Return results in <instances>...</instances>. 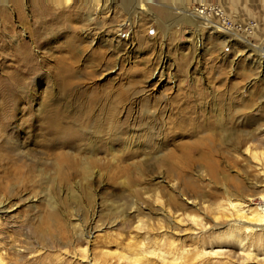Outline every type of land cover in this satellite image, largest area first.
I'll return each mask as SVG.
<instances>
[{"label":"rangeland","instance_id":"obj_1","mask_svg":"<svg viewBox=\"0 0 264 264\" xmlns=\"http://www.w3.org/2000/svg\"><path fill=\"white\" fill-rule=\"evenodd\" d=\"M62 1L0 0V264H264V0Z\"/></svg>","mask_w":264,"mask_h":264},{"label":"bare ground","instance_id":"obj_2","mask_svg":"<svg viewBox=\"0 0 264 264\" xmlns=\"http://www.w3.org/2000/svg\"><path fill=\"white\" fill-rule=\"evenodd\" d=\"M57 1V0H56ZM68 0H63L61 3H63L64 5L66 4ZM119 0H89L91 6L93 8H95V10H99L102 9V8H106L107 5H109L110 3H113V4H116ZM59 3V2H58ZM68 3V2H67ZM141 3V2H140ZM58 5V4H57ZM220 7V6H219ZM221 8V7H220ZM140 9H143V6L140 7ZM223 9V8H222ZM182 10V13L183 14H187L190 18V22L191 23H201V22H204L206 25L209 24L208 20H206V16H203L201 19H196L194 17V15L192 13H190V11L186 8V7H183ZM224 11V10H223ZM225 12V11H224ZM198 15V14H197ZM225 15L226 17H228L231 21L233 22H238V21H235L233 20L232 18H230L228 16V14H226L225 12ZM200 16V15H199ZM202 16V15H201ZM91 17V16H89ZM248 21V20H246ZM244 22V21H242ZM257 28V24L255 22V28L254 30H256ZM254 32V31H253ZM225 33V32H224ZM229 34V33H228ZM253 34V33H252ZM92 42V41H91ZM252 51H255V53H258V55H260L261 53V50L260 48L258 47H252L251 48ZM257 55V57H258ZM259 58V62L260 61H264L261 59V57H258ZM258 60V59H257ZM258 62V61H257ZM261 64V63H260ZM6 94L4 95V99H3V103H2V108L5 107V105L7 104V102H9L8 98L10 97V94H9V90L6 89ZM8 96V97H7ZM2 119V118H1ZM14 140V139H13ZM18 140V138H17ZM18 142L15 141L13 142L12 144L14 145V149H16L18 146L16 145ZM20 144V143H19ZM21 147V146H20ZM264 183V181H263ZM255 185V184H254ZM252 186H250V193H249V196H251V198H249L247 201H249L250 204L254 205L255 207L253 208H250L248 210H244L245 207H247L245 204H244V198H246V196L248 195H242L241 197L239 198H233V197H230L228 196L225 192V201H222L221 205L223 204L224 206H226V208L224 209L225 212H230L231 216L233 217V221L235 222H238L240 223V225H242V228L245 232L247 233H251V232H261L262 235L264 236V185L261 187V189H252ZM248 196V197H249ZM155 201L158 202L159 201V197L158 195H156L155 197ZM220 204V203H219ZM220 205V206H221ZM165 212H162V215L164 217H167L168 214L165 213ZM138 225L135 227V230L137 231H140L142 229V227L144 226V223L141 219H138ZM232 238L233 241H235L238 245L240 243H242L241 241H243L242 239L239 238L238 235L234 234V235H231L229 236V238ZM139 245L141 246V243H139ZM172 246V244H170ZM175 246V245H174ZM243 248V247H242ZM137 250V249H136ZM140 249H138L137 251H135V253L133 254V261L137 260L138 256L142 255L144 253V250L143 251H140ZM241 251L246 254V255H249V250L247 249H241ZM141 253V254H140ZM151 253V252H150ZM104 254V252H103ZM109 255V254H108ZM141 257V256H140ZM121 258V257H120ZM129 258V256H128ZM140 259V258H139ZM262 260L264 261V258H262ZM132 261V260H131ZM1 262V261H0ZM130 263V262H129ZM134 263V262H133Z\"/></svg>","mask_w":264,"mask_h":264},{"label":"built area","instance_id":"obj_3","mask_svg":"<svg viewBox=\"0 0 264 264\" xmlns=\"http://www.w3.org/2000/svg\"><path fill=\"white\" fill-rule=\"evenodd\" d=\"M192 11L199 15L206 16L207 20L221 32L250 36L255 28V22L252 20L244 22L231 21L226 17L223 9L210 0L196 1L192 7ZM260 57L264 60V48L261 50Z\"/></svg>","mask_w":264,"mask_h":264}]
</instances>
